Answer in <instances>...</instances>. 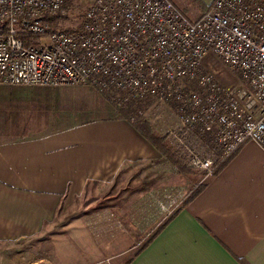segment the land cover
I'll use <instances>...</instances> for the list:
<instances>
[{"label":"built area","instance_id":"1","mask_svg":"<svg viewBox=\"0 0 264 264\" xmlns=\"http://www.w3.org/2000/svg\"><path fill=\"white\" fill-rule=\"evenodd\" d=\"M62 8L63 0H0V85H85L115 109L173 104L162 137L199 183L246 141L264 152V0H212L193 22L169 0H94L77 27L53 29ZM208 57L241 84L221 85ZM189 193L149 198L164 220Z\"/></svg>","mask_w":264,"mask_h":264},{"label":"crops","instance_id":"2","mask_svg":"<svg viewBox=\"0 0 264 264\" xmlns=\"http://www.w3.org/2000/svg\"><path fill=\"white\" fill-rule=\"evenodd\" d=\"M48 95L49 90H33V96ZM102 98L108 107L103 117L17 139L0 134V253L7 260L0 264H264V152L250 141L195 197L155 226L148 196L151 203L141 199L145 205L130 198L102 207L98 216L66 218L113 199L107 193L84 203L89 192L121 187L138 164L161 161ZM35 102L52 107L46 100ZM47 117L45 123L30 120L23 129L42 130L51 125ZM131 209L140 211L138 224ZM61 223L68 232L55 231Z\"/></svg>","mask_w":264,"mask_h":264},{"label":"rangeland","instance_id":"3","mask_svg":"<svg viewBox=\"0 0 264 264\" xmlns=\"http://www.w3.org/2000/svg\"><path fill=\"white\" fill-rule=\"evenodd\" d=\"M93 1L94 0H63V8L61 10L63 14L54 16L50 19L52 28L61 30L74 29L82 22L84 11ZM169 1L173 3L175 7L181 9V11L178 10L184 18L189 22H193L198 15L206 11L207 6L210 5L212 0ZM43 43H46V38L44 37L40 40V44ZM207 60H209L212 70L218 74V81L221 85L225 87H234L241 84L238 75L230 72L220 60L212 59L211 57H208ZM33 90H42V92L44 90H49L51 95L33 96ZM95 92L96 91L90 87L82 85L56 88L0 85V134L5 135L6 139H17L39 132L47 133L59 129L61 126L77 123L81 120L85 121L103 117L106 115L104 107H108L103 103V96L101 97V95L96 92L97 95ZM36 100H46L52 107L47 108L44 104L41 105L36 103ZM26 101L28 102L25 103ZM107 103L115 113L117 109H115L109 101H107ZM134 106L133 109L135 112L137 111L136 109H139L142 113L141 116L138 114L139 117L147 120L153 127L154 132L161 137L163 135V129H165L166 126H170L173 122V104L147 103L146 105L140 104ZM30 110L36 111V114H29ZM152 112L156 114V119L152 120L149 117ZM47 116H51V125L46 128L35 130L25 127L23 129V126H26L30 120H34L32 124H37L35 121L44 122V120H47ZM131 116L136 118L137 114H131ZM158 120H160V123H157ZM192 171L195 173L196 179L199 178L198 180H200L202 174L195 170ZM120 183L122 184L121 187H112L113 189L111 188V191H107L109 189L107 186H104L103 190H98V188L94 189L85 196L83 202L93 203V201L103 198L107 193L110 194L113 199H107L109 198L107 197L105 200L99 201L100 206L95 210L88 211V214H83L85 209L78 208L74 212L69 213L66 218H77L88 215L98 216V211L102 207L112 204L114 201L119 202L122 200H129L130 198H132L131 200L135 205H145L141 203V199L145 197L146 201L150 202L147 198V196L149 197L148 194L155 196H162L163 194L174 195L177 191L186 194L188 191H192L199 181H197L196 184L195 182L187 181L182 176L180 177L169 164L157 161L149 164H138L134 170H131L129 176L122 178ZM151 206L154 210L149 206L147 207L150 213H154L155 215V221L152 223V227L163 221V215L157 211L154 204ZM108 207L107 212H113L114 209H112V206ZM138 210L139 209H136L135 211L131 209V217L135 219L137 224L139 223L138 220L140 216V211ZM63 220L64 218L60 221ZM67 228V224L61 223L57 225L55 231L59 233L68 232ZM150 229H145L146 233L151 234L155 227ZM13 249H15V247H13ZM9 259L11 261L17 259L16 253H12ZM2 261L6 262L7 260L5 257L4 260H2V254L0 253V263Z\"/></svg>","mask_w":264,"mask_h":264},{"label":"trees","instance_id":"4","mask_svg":"<svg viewBox=\"0 0 264 264\" xmlns=\"http://www.w3.org/2000/svg\"><path fill=\"white\" fill-rule=\"evenodd\" d=\"M134 107L135 106H133L132 104H129L124 106L123 108L115 110V118L129 121L131 117H134L131 116V114H136L135 110L133 109ZM131 124L138 135L146 142H148L150 146L155 150L162 162L169 164L176 171V173L180 177L182 176L185 180L195 182V184L197 183V181H199V178L196 179L195 173L192 170L188 169L180 159L176 158L173 155L171 149L164 142V138L154 132L153 127L147 120L137 116L136 118L134 117V121L131 122ZM205 181L198 183L196 187L192 191H190L187 199L183 202V205L200 192V190L205 185ZM160 229L161 227H158L155 230L153 236H155L160 231ZM149 241L150 240H148L143 246H141L138 251H140L146 244H148Z\"/></svg>","mask_w":264,"mask_h":264}]
</instances>
